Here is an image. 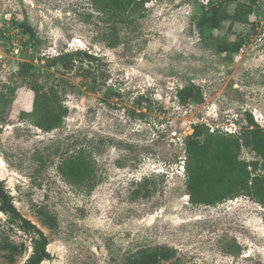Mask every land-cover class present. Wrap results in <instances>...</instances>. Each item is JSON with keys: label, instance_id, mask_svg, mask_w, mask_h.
Instances as JSON below:
<instances>
[{"label": "rangeland", "instance_id": "1", "mask_svg": "<svg viewBox=\"0 0 264 264\" xmlns=\"http://www.w3.org/2000/svg\"><path fill=\"white\" fill-rule=\"evenodd\" d=\"M255 1L231 29L235 2L213 27L217 0H143L126 22L91 0H0V185L47 238L39 264H117L156 244L176 251L160 264H264V207L245 195L193 205L183 168L194 124L236 133L251 114L264 129V0ZM235 38L237 52L221 51L219 40ZM75 50L94 58L50 64ZM189 84L199 102L177 98ZM55 94L66 114L44 131L27 113L53 107ZM78 149L93 173L75 185L56 166ZM238 159L260 161L244 146ZM21 222L0 210V264L32 253Z\"/></svg>", "mask_w": 264, "mask_h": 264}, {"label": "trees", "instance_id": "2", "mask_svg": "<svg viewBox=\"0 0 264 264\" xmlns=\"http://www.w3.org/2000/svg\"><path fill=\"white\" fill-rule=\"evenodd\" d=\"M143 0H91L92 5L104 12L113 21L126 22L127 12L133 6L141 4ZM235 2L233 12L228 15L229 28L246 24L253 10L255 0H217L210 5V23L216 27L221 20V10L225 4ZM221 51L237 52L242 45L241 39L219 40ZM85 57L94 58L87 51L75 50L60 52L51 57L50 64H61L68 68L74 65L75 59ZM25 64V63H22ZM35 90H38L35 88ZM176 96L184 102L192 99L195 102L201 100V94L195 91L193 84L185 85L176 90ZM56 102L53 107L44 110H33L27 113L30 121L44 131L58 128L66 114L55 94ZM247 124L240 131L222 132L219 129L210 131L204 124H194L193 131L185 139V159L183 168L185 172V187L188 200L193 205H213L224 199H231L239 195H245L264 207V129L259 127L251 114L246 116ZM251 147L260 157V161H244L238 159L241 147ZM250 167V169H248ZM58 173L69 183L80 185L86 183L92 176L93 164L83 149L64 156L57 163ZM260 169V172H256ZM137 192V191H136ZM2 194V195H1ZM10 202L9 196L0 185V210L8 212L12 217L19 219L4 202ZM51 226L57 225L56 217L47 216ZM23 230L33 233L32 253L24 264H39L42 259L48 258L46 250L48 243L44 233L30 221L25 225L21 222ZM35 234V235H34ZM23 249L26 246L22 245ZM176 251L165 244L143 246L129 253L117 264H160L164 260L174 257Z\"/></svg>", "mask_w": 264, "mask_h": 264}, {"label": "water", "instance_id": "3", "mask_svg": "<svg viewBox=\"0 0 264 264\" xmlns=\"http://www.w3.org/2000/svg\"><path fill=\"white\" fill-rule=\"evenodd\" d=\"M2 195V194H1ZM4 202L7 204V206L13 211L15 212L18 217L20 218V220L22 221L23 225L26 224V222H28V220L22 215L19 213V211L17 209H15V207L13 206V204H11L10 202H7L6 199H4Z\"/></svg>", "mask_w": 264, "mask_h": 264}]
</instances>
